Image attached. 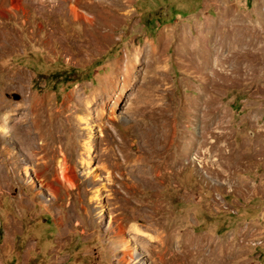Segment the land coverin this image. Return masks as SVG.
<instances>
[{
    "label": "rangeland",
    "instance_id": "374dc122",
    "mask_svg": "<svg viewBox=\"0 0 264 264\" xmlns=\"http://www.w3.org/2000/svg\"><path fill=\"white\" fill-rule=\"evenodd\" d=\"M0 264H264V0H0Z\"/></svg>",
    "mask_w": 264,
    "mask_h": 264
},
{
    "label": "water",
    "instance_id": "95a60500",
    "mask_svg": "<svg viewBox=\"0 0 264 264\" xmlns=\"http://www.w3.org/2000/svg\"><path fill=\"white\" fill-rule=\"evenodd\" d=\"M11 96H12L13 101H16V102H17V101H20V99H21V98H20V95L15 94V93H13Z\"/></svg>",
    "mask_w": 264,
    "mask_h": 264
},
{
    "label": "bare ground",
    "instance_id": "6f19581e",
    "mask_svg": "<svg viewBox=\"0 0 264 264\" xmlns=\"http://www.w3.org/2000/svg\"><path fill=\"white\" fill-rule=\"evenodd\" d=\"M157 138V137H156ZM157 140V139H156Z\"/></svg>",
    "mask_w": 264,
    "mask_h": 264
}]
</instances>
